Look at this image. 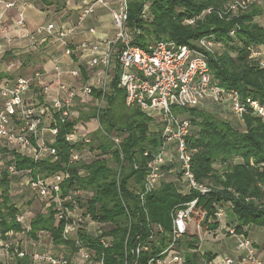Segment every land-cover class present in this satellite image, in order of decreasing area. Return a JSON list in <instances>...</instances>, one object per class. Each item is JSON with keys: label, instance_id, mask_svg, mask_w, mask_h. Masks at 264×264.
<instances>
[{"label": "built area", "instance_id": "obj_1", "mask_svg": "<svg viewBox=\"0 0 264 264\" xmlns=\"http://www.w3.org/2000/svg\"><path fill=\"white\" fill-rule=\"evenodd\" d=\"M87 1L82 16L91 13L95 4L108 8L114 29L112 38L102 42L84 41L71 48L68 41L71 29H58L49 24L40 26L29 34L33 42L40 36L56 39L61 44L65 57H70L75 48L87 52L89 58L84 67L87 81H83L82 69L79 67L63 71L55 66L50 71H35L26 76L0 75V145L6 149L8 157V162L0 168V179L5 172L9 178L10 195L14 193L11 182L18 179L20 185L25 186L41 204L42 210L46 212L45 209H51L56 222L62 224L61 238L73 245L74 250L66 245L54 248L48 234L44 232L37 233V240L29 238L26 235L30 230L28 211L24 204H18L15 218L22 227L24 246L11 238L3 239L0 235V260L3 261L28 256L33 264H105L104 250L111 245L112 238L103 235L104 225L92 220L86 213L91 193L73 186L63 192L62 186L69 180L70 165L87 164L105 157L92 139V133L99 129L98 121L80 120V113L87 109L79 108L78 102L91 99L93 90L107 93L116 69L118 87L125 93V105L137 107L150 117V127L158 133L161 140L155 150L143 152L142 156L148 158L144 167V179L140 185L132 183L130 187L141 204L144 197L155 191L168 175L173 176L172 182L181 195L195 191L204 196L211 191L208 184L195 180L192 171L193 152L187 143L191 129L188 110L209 102L222 111L234 114L240 122L247 113L264 121L263 104L251 97H243L237 90L218 86L212 77L208 55H214L216 47L219 51L222 50L220 44L204 37L197 40L193 47L159 40L144 49L132 44L133 34H138L139 31H130L127 27L128 0H115L114 8H110L105 0ZM262 3L264 0H229L217 13L220 17H236L252 5ZM12 6V3L6 4V8ZM147 10L146 5L141 15L143 19H148ZM210 12L211 9H207L204 13ZM194 20L187 19L184 23L192 25ZM14 24L22 35V13L17 14ZM89 32L92 34L94 31L90 29ZM230 35L233 36L234 32L230 31ZM249 59L264 72V44L250 47ZM65 77L75 83H66ZM93 101L95 107H106L103 98ZM67 122L74 123L70 132L65 135V141L70 145L68 166L45 175L38 164L46 159L51 162L57 159L53 145L59 127ZM125 136L113 133L110 140L115 147H119ZM13 153L28 158L34 167L17 170ZM137 167V163H133L134 170ZM77 174L83 176L84 171L79 170ZM228 192H231V198H236V193L230 189ZM196 202L197 199L186 203L182 208L172 210L170 230L148 223L147 239L137 242L130 249V255L134 257L131 264H185L186 251L181 243L191 231L201 240L204 233L202 227L207 217L206 211L202 210L198 214V220L192 219ZM232 208L230 200L222 206H216L214 220L219 223V228L236 238V248L242 253L241 257L210 260L202 258L201 264H263L256 257L250 239L236 233L233 226L223 223L226 212ZM82 233L88 238L96 239V245L81 239ZM44 238L47 239L49 248L39 250L36 247ZM151 246L158 252L146 262H140L143 253L150 254Z\"/></svg>", "mask_w": 264, "mask_h": 264}, {"label": "trees", "instance_id": "obj_2", "mask_svg": "<svg viewBox=\"0 0 264 264\" xmlns=\"http://www.w3.org/2000/svg\"><path fill=\"white\" fill-rule=\"evenodd\" d=\"M228 1L128 0L127 27L130 31H139L133 34L132 44L145 49L152 42L168 40L193 47L197 40L211 38L222 48L214 55H208V66L217 85L237 90L243 97H251L264 105V72L249 59L250 47L264 44V25L261 22L264 3L254 4L236 17H220L217 10ZM146 5L148 19H143L141 15ZM207 9H211V12L204 13ZM187 19L195 20L188 25L184 23ZM230 31L234 32L233 36ZM117 72L116 69L107 93L92 92L93 100L103 98L106 107L93 105L88 112L80 113L82 121H98L99 129L92 133V139L105 157L87 164L70 165L69 180L62 186L63 192L73 186L91 193L86 213L92 220L104 225L106 229L103 235L112 238L111 245L104 250V263L131 264L134 257L130 255V249L137 242L147 239V224H158L164 230H170L172 210L182 208L195 199L197 202L192 219L198 220L202 210L207 214L202 232L215 230L219 226L214 220V209L229 200L233 206L229 211L236 220V224L230 226L234 227L236 233H241V229L249 224L264 228V121L247 113L243 115L241 126H233L219 114V107L209 102L188 110L191 129L187 143L193 152L192 171L197 182L211 184V191L204 196L195 191L181 195L172 182L173 176L168 175L155 191L144 197L141 204L130 187L132 183L140 185L144 179L148 158L142 156L143 152L155 150L161 140L150 127V117L137 107L125 105V93L118 87ZM73 124L67 122L59 127L53 145L57 159L54 162L46 159L38 164L43 174H52L68 166L70 145L65 141V135ZM113 133L126 135L119 147H115L110 140ZM13 156L17 170L34 167L28 158L15 153ZM235 157L241 158L242 162L234 164ZM133 163L138 165L136 170ZM79 170L84 171L83 176L77 174ZM9 184V178L3 172L0 179V235L3 239H16L19 235L20 240L22 227L16 222L18 208L8 192ZM228 189L236 193V198L230 197ZM45 210L32 214L30 230L26 235L37 240V233L44 232L54 248L66 245L74 250L73 245L61 238L62 224L56 222L53 211ZM197 236L189 232L181 243L183 248L195 250L185 255V264H200L202 258H213L205 254L201 256L196 251L199 242ZM80 237L93 245L97 243L96 239L88 238L84 233ZM157 252L151 246L150 254L143 253L140 262H146ZM0 264L33 263L25 256L13 257L9 261L0 260Z\"/></svg>", "mask_w": 264, "mask_h": 264}, {"label": "crops", "instance_id": "obj_3", "mask_svg": "<svg viewBox=\"0 0 264 264\" xmlns=\"http://www.w3.org/2000/svg\"><path fill=\"white\" fill-rule=\"evenodd\" d=\"M105 1L110 8H114L116 5L115 0ZM7 3H12L13 6L6 8ZM87 3V0H0L1 77L23 76L20 73L24 70L32 71L28 74L35 71H50L55 66L63 71L79 67L82 69L83 81H87V73L84 71L85 64L89 58L87 52L75 48L70 57H65L62 46L56 39L40 36L36 37V41L33 42L29 37V34L36 28L53 24L58 29H71V33L68 35L71 48L77 47L84 41L102 42L112 38L114 29L108 8L95 4L91 13L82 16ZM19 13H22L24 18L22 35L17 31L14 24ZM261 22L264 25V20L261 19ZM90 29L94 31L92 34L89 32ZM64 81L66 83H75V81L67 77H65ZM222 112L225 114L227 111ZM230 115L234 122L233 124L229 122L233 126L242 125L234 114L230 113ZM224 119L226 120V118ZM6 162H8L6 149L0 145V168H3ZM11 184L14 189V193L11 195L12 201L16 205H25L32 202L31 198L27 199L26 197L30 191L25 186L20 185L18 179H13ZM30 196L32 197V195ZM39 207L40 212H45L42 210L41 204ZM27 210L30 219L33 213L29 209ZM223 223L227 225L236 224L235 217L232 216L230 211L226 212ZM238 234L250 239L256 257L264 264V228L249 224L244 226L241 229V233ZM236 243L234 236L228 235L225 230L218 226L215 230L204 231L196 251L201 256L205 254L211 258L229 257L239 259L242 253L237 250ZM37 247L42 249L40 244ZM185 251L187 254L189 251L195 250L185 249ZM199 263L201 264V261Z\"/></svg>", "mask_w": 264, "mask_h": 264}, {"label": "rangeland", "instance_id": "obj_4", "mask_svg": "<svg viewBox=\"0 0 264 264\" xmlns=\"http://www.w3.org/2000/svg\"><path fill=\"white\" fill-rule=\"evenodd\" d=\"M227 16H229V15H226V17ZM261 19H264V17L263 18H261ZM260 21V20H259ZM216 51L215 52H218L219 50H218V48L216 47ZM223 52H225V51H222V53ZM231 56V55H230ZM24 72V73H23ZM22 73H20L21 75H25V74H28V73H30V72H32L31 70H24ZM29 75V74H28ZM93 105H95V101H93L92 100V98L91 99H86L84 102H78V106H79V108H86L87 109V112L89 111V109L91 108V107H93ZM219 110V114H221L222 115V117H224V118H226V121H230V122H232V124H233V119L231 118V115H230V113L229 114H226V113H228L229 111H227L225 114H224V112H222V109H218ZM84 111V110H83ZM84 112H86V111H84ZM222 117H220V118H222ZM232 120V121H231ZM237 124V123H236ZM234 162V164L235 163H241L242 161H241V158H238V157H235V159L233 160ZM218 165H215V167H217ZM210 187H211V184H209L208 182H206ZM29 194V195H28ZM28 194H27V199L28 198H31V203L30 204H25V207H26V209H29L32 213H36V212H38L39 210H40V204H39V202H37V201H35V199L33 198V197H31L30 195V192H28ZM28 211V210H27ZM106 228L104 227L103 228V230H105ZM204 232V231H203ZM94 234V233H93ZM22 237V236H21ZM19 238H20V236H18V238H16V239H13V241L14 242H19L20 244H21V246H24V241H25V239H23V238H21L20 240H19ZM22 242V243H21ZM40 245H41V247H42V250L44 249H48L49 248V243H48V241H47V239L46 238H44V239H41V242L39 243ZM36 248H38V247H36ZM26 249H28V247H26ZM40 250V249H39Z\"/></svg>", "mask_w": 264, "mask_h": 264}]
</instances>
